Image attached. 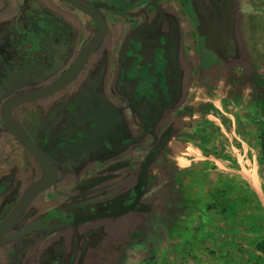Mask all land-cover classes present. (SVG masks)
<instances>
[{
    "label": "flooded vegetation",
    "instance_id": "af4514ba",
    "mask_svg": "<svg viewBox=\"0 0 264 264\" xmlns=\"http://www.w3.org/2000/svg\"><path fill=\"white\" fill-rule=\"evenodd\" d=\"M46 1L43 4L39 0H22L18 4L16 0H0V63L20 61L16 68L24 78L18 86L9 88L3 79L12 75L11 70H0V201L11 191L6 203L0 202V224L27 189L43 178V170L36 157L4 123L2 105L13 96L37 91L57 80L98 31L95 21L68 1ZM86 1L94 5L106 20L103 39L67 84L41 97L21 101L9 111L11 118L46 154L55 178L30 201L13 226L3 234L2 237H6L30 225L22 236L0 243V264H86L83 262L86 254L93 253L92 248L97 244L95 248L102 249L100 243L105 244L104 239L108 242L118 240L117 259L126 239L127 227L137 224L146 214L144 211L158 201L160 181L165 182L164 177L174 167L175 159L186 156L188 151L185 129L195 115L187 118L183 127L168 124L172 117L166 111L164 115H158L165 106L172 104L167 85L162 84V77L167 76L163 63L166 58L165 38L157 41L150 52L147 50L154 43V37L153 41L143 43L136 36H128L127 50L114 60L119 66L117 72L116 69L112 73L106 72L100 67L106 56L103 47L113 24L111 16L120 14L123 8L114 10L105 0ZM176 1L174 16L188 20L179 7H187L189 1ZM154 5L158 6L157 1ZM77 13L82 15L81 19L76 17ZM10 19L19 22L17 33L13 32ZM129 21L132 25L136 23L134 17ZM68 22L79 26L68 29L65 26ZM197 25V21H191L195 40L192 49L197 55H202L204 52L196 45L198 38L194 27ZM8 27L12 30L9 31ZM63 27L67 33L63 32ZM150 68L155 69L154 73ZM175 71L177 73L179 69L175 68ZM230 72L227 78L234 84L238 80L246 83L243 74L241 77L237 75V68ZM30 73L34 75L32 80ZM163 83L167 84V79ZM131 85L132 88H128ZM149 86L153 87L148 89ZM147 90L155 94L152 98L155 103L142 96ZM132 94H137L138 98H133ZM110 96L115 100H106ZM181 103L180 108L176 105L174 120L182 114L177 112L178 109L184 106L185 113L190 110L195 113L191 103ZM175 139L182 140L185 145L177 153L170 146ZM113 140L116 143L109 148L107 144ZM153 147H156L154 157L147 167L143 192L136 205L122 214L105 216L122 211L133 201L143 160ZM3 154H9V160L3 158ZM134 175L137 178L134 187L123 195L101 196L102 200L96 202V194H91L94 190L103 193L100 191L103 184H114L121 178H135ZM164 191L166 199H169L170 191ZM94 215L97 217L85 220ZM122 215L129 218L127 223L123 220L116 232L120 234L123 230L124 233L116 237L113 231L103 237L105 219ZM67 223L71 224L51 227ZM66 228L71 231L59 233ZM105 256L98 254L96 257L105 264Z\"/></svg>",
    "mask_w": 264,
    "mask_h": 264
},
{
    "label": "rangeland",
    "instance_id": "374dc122",
    "mask_svg": "<svg viewBox=\"0 0 264 264\" xmlns=\"http://www.w3.org/2000/svg\"><path fill=\"white\" fill-rule=\"evenodd\" d=\"M188 1L187 7L181 5L179 8L181 12L185 13L184 16L191 21H198V9L204 3H212L211 0ZM233 1L234 6L231 10L234 9V11H230L231 16H229L224 37L218 38L217 36L215 39V34L208 33L198 37L202 47L198 39L196 45L204 53L199 56L195 50L191 57V61H200L201 64L211 62L212 67L216 64H223L222 69L216 67L215 71L226 77L227 86L224 87L222 96L217 97L216 104L214 99L203 100L198 97L194 100L192 99L194 94L191 95V99L183 101L191 103V106L195 108V117L191 119L185 129L184 138L188 144L186 156L175 159L174 167L164 177L165 182L160 181L159 185L161 186L157 191L158 201L153 203V207L144 211L146 214L140 221H137V224L127 227L126 239L121 246L120 257L115 259L119 256L118 240L108 242V239H104L105 244L100 243L102 249L100 247L96 249L97 244L92 248L93 253L86 254V260H83L86 264H104L103 260L96 257L98 254L106 255L105 264L258 263V260L251 262L253 254L250 244L252 238L248 236L247 227L253 224H257L259 227L264 226V159L260 157L258 150V142L264 136V123L262 122L259 127L254 120L255 108L250 103L253 90L250 86H246L248 83L245 84L238 80L239 92L237 96L239 101L233 97L235 94L230 91L233 82L227 78L231 73V66L227 62L229 68H224L226 65L224 60L230 59L234 68H237V72L250 71L252 74L258 75L264 82V0H232V3ZM23 9L25 10L26 7ZM27 15L29 16V14ZM232 18L233 21H231ZM9 21L13 32L17 33L19 29L17 30L16 27L19 22L11 19ZM214 21L215 27L221 30V21L218 19ZM65 26L73 30L79 25L68 22ZM7 29L12 30L9 27ZM194 29L199 35L197 26ZM63 32L67 33L66 27H63ZM223 41L228 42L227 45L230 43L234 49L231 48V51L223 52ZM194 44L195 42L192 43V46ZM227 48L226 46L225 49ZM164 56L163 63L166 65L165 73L168 77H162V84L167 85L166 89L172 92L170 82L173 79L174 81L178 80L179 76L176 77V64L173 63L172 52L164 51ZM7 64L8 66L5 67ZM20 64V61L6 62L5 65L0 63L1 71L5 68L11 70L12 75L3 79L9 88L18 86L24 80L23 75L16 68ZM200 69L202 72L203 69L201 67ZM184 70L187 73L185 77L190 79L188 87L192 92L196 86L197 69L187 66ZM154 71L155 69L150 68L151 73ZM30 74L32 75V73ZM30 78L32 80L34 75ZM165 79H167V84L163 83ZM0 80L2 81V79ZM151 87L153 86H149L148 89ZM128 88H132V85ZM163 89L165 88L163 87ZM152 93L151 90H147L142 96L155 103V99H152L155 94ZM131 96L138 98L137 94ZM139 96L141 95L139 94ZM174 96L177 97L176 92L170 93V100ZM220 107L222 111L219 110ZM237 107H241L239 112L234 111V108ZM238 114L242 116L240 121ZM8 137L12 139L10 136ZM115 143L116 141L113 140L107 146L111 148ZM252 154L255 156V162L252 161L254 163L251 162ZM2 156L8 160L10 158L9 154ZM136 177L121 178L114 184H103L100 190L103 193L94 190L91 194H96V202L102 200L101 196L123 195L127 189L131 190L134 187ZM165 189L170 191L169 199H166ZM10 194L11 191L2 196V204L6 203ZM194 200L197 201L195 209H190L189 204H192ZM206 204H211V206L208 207ZM223 205L231 206L226 212V218L218 213ZM205 208L207 213H205ZM174 210L178 214L174 213ZM127 218L129 216L122 215L105 219L106 231L103 237L112 234L113 231L115 236L124 233L123 230L120 234L116 231L119 230L118 227L121 226L123 220L127 223ZM63 231L67 233L71 229L66 228L59 233ZM221 238L227 243L224 246L217 243ZM100 241L103 242L102 239ZM241 244L243 249H240ZM220 247L222 250L217 254L215 249ZM235 251L236 254L233 255L232 253ZM227 252L231 254L228 255ZM110 255L112 256L110 257ZM262 257L264 258V254Z\"/></svg>",
    "mask_w": 264,
    "mask_h": 264
},
{
    "label": "crops",
    "instance_id": "0c3cea01",
    "mask_svg": "<svg viewBox=\"0 0 264 264\" xmlns=\"http://www.w3.org/2000/svg\"><path fill=\"white\" fill-rule=\"evenodd\" d=\"M16 3H21L22 0H16ZM21 1V2H18ZM31 1V0H30ZM41 3H47L46 0H39ZM107 3H109L112 6V9L116 10H122L123 11L120 14H113L111 16V20L113 22L111 31L109 32V36L107 38V41L104 45V51L106 56L101 61V69L104 71H110L111 73L113 70L118 69V63H116L114 60H116L118 57L124 53L125 49L127 48V37L128 36H136L141 42L148 43L150 41L154 40V43L150 46V50L147 51H153V47L156 44L157 41L161 40V38H165L166 47L164 48V51H170L173 54V58L175 62L176 69H179V72H177V75L179 76L178 80L173 79L172 82H170V86L172 85V92L169 90V93H177V97H172V104L168 107L165 106L164 109L160 110L159 116L164 115L167 113V115H171V119L168 124H177L180 125V127L184 126V123L186 122L187 118H192L195 113H192V110L187 114L185 113L184 108L178 109L177 112H182L181 115H179L176 120H174L175 117V111H176V105L179 106L182 105L181 102H183L185 99H191V95L194 94L192 99L202 98L203 100H212L217 103V97L222 96L223 89L225 86H227L226 77L222 76L221 73L217 74L215 71L217 70L216 67L223 68V64L219 65L216 64V66L212 67V64L210 62H204L201 64V62H194L191 61V57L193 54L192 49V43L195 42L193 34L191 32V21L184 20V18L178 19L177 16H174L175 13V7L177 6L176 0H105ZM154 1H157V4L159 6L154 5ZM53 6V5H52ZM126 11V12H124ZM61 11L60 13H62ZM65 13V11H64ZM125 14V15H123ZM81 16L79 13H77V18L81 19ZM134 17L136 23L130 24L129 18ZM154 39L152 40V38ZM200 37L197 35V38ZM199 39V38H198ZM199 41V40H198ZM199 44L202 47V43L199 42ZM145 46V44H143ZM199 48V47H198ZM144 47H142V50ZM201 50V48H199ZM127 50V49H126ZM141 52V51H140ZM200 56V55H199ZM230 71L234 68L233 63L230 62ZM174 66V65H173ZM187 66H191L192 68H196V86L193 88V91L188 87L189 78L185 77L187 73H185V68ZM239 66V65H238ZM200 67L203 69L201 72ZM227 67V64L224 66V68ZM229 68V67H227ZM245 71V70H244ZM244 71L237 72V75L239 74L240 77L242 74H244ZM107 74V73H106ZM113 75V74H112ZM245 80V79H244ZM105 82V81H104ZM248 83V81H246ZM245 83V84H246ZM234 84V83H233ZM231 84L232 93L235 94L233 97L236 98L237 101H239V97L237 96L239 90L237 88L236 92L234 91L236 87L238 86V82L234 84ZM249 84V83H248ZM246 84V86H248ZM105 85L108 86V83L105 82ZM109 90V88H108ZM110 91V90H109ZM106 98V97H105ZM108 101L115 100L114 96L107 97ZM111 104V103H110ZM114 105V104H111ZM241 107L234 108V111L239 112ZM166 109V110H165ZM219 110L222 111L221 107ZM164 111H166L164 113ZM184 112V113H183ZM239 116V114H238ZM234 121V119H233ZM235 122V121H234ZM182 126V127H183ZM183 132V130H182ZM171 147H173L172 150L177 153L179 150H181L185 145L182 140H173L170 144ZM172 156V155H171ZM255 162V156L252 154L251 156V162ZM252 162V163H254ZM258 169V168H257ZM255 188V187H254ZM257 189V188H255ZM231 206L228 205V211ZM207 208V207H206ZM222 208L219 209L218 213L223 218H226V214H222L221 212ZM207 209H205V213ZM176 212V210H174ZM255 231H261V235L264 236V226L259 227L257 224L250 225L247 227L248 236L252 238V242L250 244L251 252H252V261L258 260V263L264 264V258L262 255L264 253L258 251L255 248ZM219 245L226 243L224 239H220L217 241ZM227 244V243H226ZM230 244H233L230 242ZM244 244V243H243ZM222 246V247H223ZM241 248L243 249V245L241 244ZM222 247L216 248L215 252L218 254L220 250H222ZM242 251V250H241ZM222 253V252H220ZM227 254H231L230 252ZM233 255L236 254V251L232 253ZM238 255V254H237ZM257 259H255V258ZM257 263V264H258Z\"/></svg>",
    "mask_w": 264,
    "mask_h": 264
},
{
    "label": "water",
    "instance_id": "95a60500",
    "mask_svg": "<svg viewBox=\"0 0 264 264\" xmlns=\"http://www.w3.org/2000/svg\"><path fill=\"white\" fill-rule=\"evenodd\" d=\"M66 1H68L73 6L80 9L81 11H83L88 16H90L95 21L98 31L96 35L82 47L76 59L74 60L73 64L57 80H55L50 85L42 89H39L37 91L13 96L9 98L8 100H6L4 104L2 105L1 116H2L4 123L11 130V132L16 136V138L20 141V143L36 157L37 161L39 162L43 170V178L39 183L34 184L27 189V191L20 197V199L18 200V202L16 203L15 207L10 212V214L0 224V243L8 241L10 239L17 238L19 236H22L29 230L30 225L25 226L21 228L20 230L15 231L14 233L6 237H2L3 234L7 232V230H9L13 226V224L17 221V219L21 216V214L24 212V210L26 209L30 201L40 191L44 190L47 186L52 184L55 178L53 167L50 161L48 160L46 154L42 151L40 147H38L26 135V133L20 128V126L11 118L10 113H9L10 109L21 101L41 97L43 95L54 92L57 89L64 86L65 84H67L80 70V68L82 67V65L88 58V56L95 49V47L99 44V42L103 39L106 33V28H107L106 20L104 16L102 15V13L94 5H92L86 0H66ZM181 1H185V0H181ZM211 1L212 3H204V5H202L201 7L202 9L201 8L198 9L197 28L199 30L200 37H202L205 34L207 35L208 33V34H215L214 38L216 39L217 36L218 38L220 36L224 37L226 27L229 23V16H231L230 11H234V9L231 10L232 6H234V1L233 3H232V0H211ZM215 19H218L221 21L222 23L221 30L220 28L215 27L216 26V23L214 21ZM231 21H233V18L231 19ZM227 43L228 42L223 41V52L225 50L231 51L230 49L233 48V46L230 43L229 45H227ZM226 46L228 47L227 49H225ZM224 61H225V64L227 62L228 63L232 62L230 59H227V58ZM155 148L156 147H153L143 160L141 169L139 171L138 183L136 184V187L134 188V191H133L134 193L133 201L129 203L122 211H119L117 213H109L105 216H113V215L115 216V215L122 214L124 212H127L128 210H130L132 207L136 205V202L139 200V198L142 195L144 183H145V173H146L149 163L154 157ZM95 217H97V215H94V217L92 216L87 217V219L85 220H89ZM85 220H82V221H85ZM74 223H78V221ZM68 224H71V223H67L63 225H55L51 227L66 226Z\"/></svg>",
    "mask_w": 264,
    "mask_h": 264
},
{
    "label": "trees",
    "instance_id": "16d2710c",
    "mask_svg": "<svg viewBox=\"0 0 264 264\" xmlns=\"http://www.w3.org/2000/svg\"><path fill=\"white\" fill-rule=\"evenodd\" d=\"M243 76H244V79L248 81L250 88L253 90V94L251 97L252 99L250 103L255 108L256 115H255L254 120H256V124L259 127H261L262 122L264 123V82L258 75L256 74L254 75L250 71L244 72ZM238 117L240 121V117L242 116L239 115ZM258 150H259L260 157L264 159V136L261 137L258 142ZM196 202L197 201L194 200L192 204H189L190 209H195ZM206 206L210 207L211 204H206ZM227 211H228V205H223L222 210H221L222 214L223 215L226 214ZM174 213L178 214L177 211ZM255 236H256L255 248L258 251L264 253V236L261 235V231H255Z\"/></svg>",
    "mask_w": 264,
    "mask_h": 264
}]
</instances>
